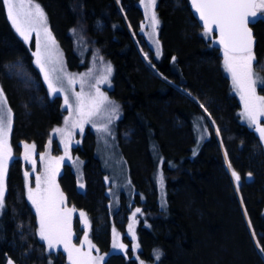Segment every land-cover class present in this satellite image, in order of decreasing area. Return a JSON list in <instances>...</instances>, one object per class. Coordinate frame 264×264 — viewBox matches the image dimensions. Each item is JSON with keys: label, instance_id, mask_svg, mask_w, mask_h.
Wrapping results in <instances>:
<instances>
[{"label": "trees", "instance_id": "16d2710c", "mask_svg": "<svg viewBox=\"0 0 264 264\" xmlns=\"http://www.w3.org/2000/svg\"><path fill=\"white\" fill-rule=\"evenodd\" d=\"M37 1L71 67L81 66L78 27L114 66L111 94L123 107L117 137L137 190L134 200L123 194L118 210L110 208L108 173L91 129L85 146L73 148L86 160L85 186L71 161L59 176L69 202L90 215L102 247L110 249L113 227L124 232L127 252L105 264H264V140L242 120L223 47L214 33H205L191 1L158 0L161 55L143 30L140 0ZM254 29L264 74V18ZM35 60L33 44L15 32L0 0V81L14 113L0 264H69L65 252L47 249L27 193L31 164L24 145L45 150L65 115L62 96L51 94ZM229 164L240 176L238 187ZM136 208L139 247L133 253L127 230Z\"/></svg>", "mask_w": 264, "mask_h": 264}, {"label": "snow or ice", "instance_id": "6c2138e0", "mask_svg": "<svg viewBox=\"0 0 264 264\" xmlns=\"http://www.w3.org/2000/svg\"><path fill=\"white\" fill-rule=\"evenodd\" d=\"M7 16L14 27L15 32L26 42L31 41V35L36 33L37 37L43 32L42 41L38 39L37 51L34 53L36 64L44 69V78L48 81V86L52 94L64 91L63 88L57 89L45 69V65L52 63L53 49L55 41L47 27V17L41 6L33 3L32 0H3ZM193 7L203 21L205 33H211L213 26L219 30V43L223 46L224 67L231 74L235 90L239 93L243 101V117L249 125L253 126L258 132L261 140H264V125H261V118H264V96L257 94V86L264 88V77L253 71V63L256 57L253 51L254 39L249 23H256L257 19L264 18V0H191ZM155 0H146L145 7L153 8ZM149 19L153 32L159 23L155 12L152 11ZM157 44V55L159 52V42ZM175 60V57H173ZM55 71V69H53ZM62 71V69H61ZM107 72H111V66L107 67ZM57 80L60 77H56ZM107 80V76L104 77ZM69 84L74 83L72 77H68ZM83 84V78H81ZM96 94L88 95L83 92L76 93V105L78 109V121L74 125L82 128V123L100 112L105 103H111L108 98L100 93L99 88L93 85ZM64 104L71 108L67 95L64 96ZM118 106L113 105L112 113H116ZM207 111V109H205ZM11 109L7 108V98L0 88V210L4 208V194L6 191L7 162L11 158V148L9 145V134L11 132ZM107 131L105 127L102 129ZM56 132L63 133L64 129L57 128ZM68 142H65V154L68 151ZM35 144H25V159H29L30 152H34ZM43 159V157H41ZM63 157L58 158L62 160ZM35 165V161H32ZM231 167V165H228ZM30 173H25L29 176ZM56 169L46 165L45 174L42 177H36V190L33 192L29 187V199L36 205V211L40 216L39 235L48 242V248L51 250L54 243H63L65 250L68 251L69 260L72 264H97L103 257H93L92 249L95 247L84 237L85 243L89 245V251L83 252L71 244V212L73 210H62L60 205L64 203L63 194L59 192L58 185L55 183ZM232 175L236 182H239L240 176L234 170ZM251 176V174H248ZM42 183L45 185L41 187ZM163 178L161 177V185ZM83 187V185H81ZM141 212L137 208L133 213V224L129 225V231L135 235L133 225L135 224L136 213ZM84 217V224L90 227L86 214L81 212ZM139 247V244L136 245ZM113 248L126 250V246L114 240ZM264 252V248L261 249ZM75 253V256L73 255ZM158 259L161 253L159 250L155 253ZM8 264H13L11 260Z\"/></svg>", "mask_w": 264, "mask_h": 264}, {"label": "rangeland", "instance_id": "374dc122", "mask_svg": "<svg viewBox=\"0 0 264 264\" xmlns=\"http://www.w3.org/2000/svg\"><path fill=\"white\" fill-rule=\"evenodd\" d=\"M33 3H37L41 6L44 13L47 17V27L49 31L51 32V36L55 41V46L53 49V58L52 63L46 64L45 69L49 71V75L53 80V83L57 89L63 88L64 91L57 92L54 95H61L64 102V96L67 95L69 98V103L72 105L71 108H68L65 104V115L64 119L61 124L54 127L51 131L49 143L45 150L38 152L37 148L35 147L34 152H30V156L28 162L31 164L30 167V185L29 187L32 188L33 192L36 190V177L40 176L43 178L45 174V168L46 165L55 168L56 169V175H55V183L58 185L59 192L63 194L64 197V203L60 205V208L62 210H73L71 212V244L75 245L77 248H81L83 252L89 251V245L85 243L84 237L87 235L88 240L91 242L92 245L95 247L91 251V255L93 257H103L104 259L102 261H98L97 264H105L106 260L113 254H120V253H126L128 250V243L124 239V232L117 228H112L111 233V240H110V249L106 250L104 247H102L99 242L100 240L95 239L93 237V231H92V221L90 215L85 211L76 208L74 205H72L69 200L67 199L61 185L59 182V176L62 172V166L65 161H71L74 171L77 174L78 177V184L81 187L85 186V159L80 154H76L73 151V148L76 147L78 144H80L82 147L85 146V138L88 129H91L96 134V152L99 158L102 160L104 168L106 169L108 173V183L110 184V196H111V202H110V208L113 211L118 210V208L121 205V202H123V194H126V197L128 200L133 201L136 193V188L133 186L132 179L130 176V169L129 165L126 161V158L124 156V153L120 147V141L117 137V124L119 120L122 118L123 115V107L122 103L115 99L112 94L111 90L114 87L113 83V75H114V66L111 60H109L99 48L94 46L92 43H90L89 38L87 37L86 33L83 32L81 28H76L74 35H75V42H76V50L80 57V67H71L69 64V61L67 59V56L65 54V51L60 46L58 41L55 39V36L50 28L49 22H48V16L43 8V6L37 1L32 0ZM146 0H140V5L142 6L144 12H145V22L143 24V30L147 36L148 41L151 43V46L157 51V44L156 41L159 42V52L161 55V42L159 40V24H160V17L157 13V4L158 0H155V6L153 8H146L145 7ZM154 11L155 15L159 21L155 32H153L151 25V21L149 19V16L151 12ZM38 39L42 41L43 39V32H41V36L38 38L36 33L33 32L31 35V41L28 42L30 44H33L34 47V53L37 51V42ZM254 54L256 57V62L253 63V71L255 73H258L260 76L264 77V74L261 73L259 68L257 67V54L254 50ZM146 56V54L144 53ZM36 59V57H35ZM111 66V72H107V67ZM55 69V71H53ZM62 69V71H61ZM44 74V69H41ZM229 73V72H228ZM230 77L231 74L229 73ZM60 77L59 80L56 79V77ZM107 76V80H104V77ZM68 77H72L74 79V83L69 84ZM81 78H83V84L81 83ZM47 81V80H46ZM232 81V78H231ZM48 83V81H47ZM95 85L99 88L100 93H103L104 96L108 98V101L111 103H105L101 109L100 112L88 119L86 122L82 123L81 127L74 126L78 121V109L76 105V93L81 92L83 88V92L88 95H95L96 89L92 87ZM233 92L240 97L239 93L235 90V87L233 85ZM0 88L3 89V86L0 81ZM3 94L7 98V95L3 89ZM257 94L264 96L260 91V86H257ZM242 101V100H241ZM113 105L118 106V110L116 113L111 112V108ZM7 108L11 109V132L9 134V145L11 148V158L7 162V176H6V191L4 194V208L0 210V217L3 215L5 204H6V196L8 192V177H9V170L10 165L12 161V133L14 128V113L13 110L9 104L8 98H7ZM243 113V101H242V109H241V115ZM242 120L247 124L248 122L244 119L242 115ZM261 125H264V118H261ZM254 129L253 126L249 125ZM107 128V131H103L102 129ZM57 128L64 129L63 133L56 132L55 130ZM68 142V151L67 154H65V142ZM32 145V144H28ZM80 146V147H81ZM83 151H85L83 149ZM43 157V159L41 158ZM63 157L62 160H58V158ZM24 158H25V148H24ZM35 161V165H33L32 161ZM231 168V172L233 171V168ZM235 171V170H234ZM237 173V172H236ZM32 176V178H31ZM233 176V175H232ZM234 182L236 186L238 187L241 179L239 182L235 181V178L233 177ZM29 187L27 189V193L29 190ZM42 188L45 187V185L42 183ZM82 188V187H81ZM29 196V193H28ZM36 207V205H34ZM137 209V208H136ZM135 209V211H136ZM134 211V212H135ZM83 212L86 214L87 220L90 224L89 226H86L84 224V217L80 216V213ZM39 215V213H38ZM135 224L133 225V230L135 235L132 234V232L129 231V225L133 224V215L131 216L129 225H128V236L131 239L132 245H133V253H136L138 251L137 245V228H138V219H137V213L135 217ZM39 229H40V216H39ZM118 239L120 243L126 246V250H119L113 248V242L114 240ZM47 246V249L49 251L59 252L62 250L65 252L68 256L69 264H72V262L69 260L68 251L65 250L63 243H54L53 248L50 250L48 248V242L44 239H42ZM99 241V242H98ZM75 256V253H73ZM142 264H153L150 262H144L141 261Z\"/></svg>", "mask_w": 264, "mask_h": 264}, {"label": "water", "instance_id": "95a60500", "mask_svg": "<svg viewBox=\"0 0 264 264\" xmlns=\"http://www.w3.org/2000/svg\"><path fill=\"white\" fill-rule=\"evenodd\" d=\"M191 1V0H190ZM191 7H192V10H193V13L195 15V17L198 19L200 25L204 28L203 26V21L200 19L198 13L196 12L195 8L193 7L192 3H191ZM261 18L257 19L256 23H249L248 27L251 29L252 31V35H253V39H254V47H253V51L256 50L257 48V44H258V38H257V35H256V31L254 29V25L257 24L259 21H260ZM205 30V29H204ZM211 33H214L216 35V39H217V42L219 43V30L218 28H216L215 26H213V31ZM220 44V43H219ZM221 47H223L221 44H220Z\"/></svg>", "mask_w": 264, "mask_h": 264}, {"label": "bare ground", "instance_id": "6f19581e", "mask_svg": "<svg viewBox=\"0 0 264 264\" xmlns=\"http://www.w3.org/2000/svg\"><path fill=\"white\" fill-rule=\"evenodd\" d=\"M77 50H78V48H77ZM146 58V57H145Z\"/></svg>", "mask_w": 264, "mask_h": 264}]
</instances>
